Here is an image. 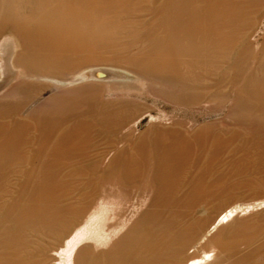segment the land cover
<instances>
[{"label":"rangeland","instance_id":"obj_1","mask_svg":"<svg viewBox=\"0 0 264 264\" xmlns=\"http://www.w3.org/2000/svg\"><path fill=\"white\" fill-rule=\"evenodd\" d=\"M0 264H264V0H0Z\"/></svg>","mask_w":264,"mask_h":264},{"label":"bare ground","instance_id":"obj_2","mask_svg":"<svg viewBox=\"0 0 264 264\" xmlns=\"http://www.w3.org/2000/svg\"><path fill=\"white\" fill-rule=\"evenodd\" d=\"M10 7V6H9ZM20 22V21H19ZM23 25H27V23L25 24V23H22ZM20 25H21V23H20ZM23 25H21V26H23ZM225 217H227V215H224L223 216V218H222V220L225 218Z\"/></svg>","mask_w":264,"mask_h":264}]
</instances>
